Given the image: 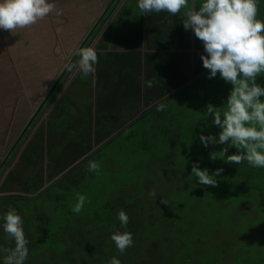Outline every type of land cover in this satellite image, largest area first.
<instances>
[{"label": "trees", "instance_id": "16d2710c", "mask_svg": "<svg viewBox=\"0 0 264 264\" xmlns=\"http://www.w3.org/2000/svg\"><path fill=\"white\" fill-rule=\"evenodd\" d=\"M124 2H109L105 17L81 46L92 47L100 38L93 47L99 60L95 84L75 68L62 73L41 106V114L51 112L40 131L30 143L25 134L5 161L0 160V192L7 194L0 198V217L10 208L22 217L29 241L25 264H107L112 257L121 264H264L263 220L247 232L245 218L238 233L226 231L222 240L218 226H201L192 216L195 210L176 201L175 185L165 190L155 186L160 176L176 169L187 172L185 182L198 183L191 168L193 163L200 167L204 154L199 137L218 136L220 131L205 114L206 105L223 107L232 86L218 80L219 74L209 79L207 73L173 93L207 70L200 58L205 54L202 42L183 27L185 10L175 16L145 15L137 0ZM115 12L116 18L101 32ZM257 18L264 21V0H259ZM78 59L75 56L70 65ZM153 79L155 85L146 88L145 81ZM257 83L264 86V74ZM58 91L61 97L55 101ZM160 103L166 105L164 111L156 110ZM21 151V164L10 171L11 160ZM229 154H237V149L230 147ZM89 161L99 163L98 173L87 171ZM211 167L223 169L215 177L220 186L200 187L241 198L238 204H205L224 228L229 223L226 216H246L252 210L247 203L252 197L264 199V168L222 159ZM218 168L208 169L212 174ZM77 193L86 197L79 214L72 211ZM121 210L129 217L126 227L117 218ZM3 223L0 219V248H13L15 242L3 231ZM116 231L132 233L133 246L123 254L110 239Z\"/></svg>", "mask_w": 264, "mask_h": 264}, {"label": "clouds", "instance_id": "9594fccd", "mask_svg": "<svg viewBox=\"0 0 264 264\" xmlns=\"http://www.w3.org/2000/svg\"><path fill=\"white\" fill-rule=\"evenodd\" d=\"M259 0H137L141 14L167 12L175 16L184 9L183 27L191 30L202 42L204 53L201 55L203 67L208 70V78L219 74L231 90L223 107L206 105L205 114L212 116L211 123L220 131L217 136L200 135L204 147L227 145L217 152H211L209 158H217L229 164L247 162L254 168H264V86L257 83L264 74V21L257 19ZM60 14L54 3L48 0H0V29L14 33L18 28L30 27L45 19L50 13ZM79 57L68 70L77 69L82 78L92 77L95 84V65L99 63L93 47L75 50ZM156 81H145L146 88H152ZM166 105H156L157 111H164ZM230 147L237 149V154L227 155ZM97 161H89L87 171L98 173ZM223 172L222 168L209 174L207 168L201 169L193 163L191 174L203 186H218L215 177ZM152 195H155L153 192ZM86 197L77 193V202L72 211L79 214L84 207ZM122 227H126L129 217L125 211L117 215ZM3 231L15 242L13 248H0L3 264H25L28 258L29 241L23 230V219L14 208L3 214ZM110 239L117 250L123 254L133 246L130 232L116 231ZM107 264H121L117 257H112Z\"/></svg>", "mask_w": 264, "mask_h": 264}, {"label": "rangeland", "instance_id": "374dc122", "mask_svg": "<svg viewBox=\"0 0 264 264\" xmlns=\"http://www.w3.org/2000/svg\"><path fill=\"white\" fill-rule=\"evenodd\" d=\"M110 1L48 0L49 3L56 5L60 12L59 15L54 11L38 23L23 29L18 28L14 33L0 29V160L2 158L4 160L13 152L16 144L24 138L25 134L29 135L26 140L29 139L28 143H30L35 133L40 131V127L51 112L49 110L46 113L47 110H45L41 114V109H38L42 96L53 86L56 79L68 70V64L70 65L75 58V50L81 48L84 36L103 9L105 10L103 17H105ZM128 1L125 0L123 5ZM115 15L116 12L108 17L101 27V32ZM97 37L99 38L100 35ZM98 40H95L92 47L98 44ZM76 58L79 57L76 56ZM67 75L66 81L70 79V74ZM218 80L223 82L221 78ZM67 86L68 84L65 83L64 88ZM60 97L61 93L58 91L55 101H58ZM36 124L38 125L35 128ZM209 147L215 148L209 149ZM202 148L204 154L199 160L200 168L202 170L218 168L211 167V164L221 159L217 158L213 161L209 158V154L221 150L223 145L210 143L207 148L204 146ZM23 152L21 151L13 157L10 163L11 167L21 164ZM12 170L14 169H10V171ZM208 171L210 174L209 169ZM186 174L187 172L183 169H176L172 173L160 176L157 181L159 185L155 186H160L165 190L169 185H175L177 188L176 195H174L176 201L183 202L190 211L195 210L192 216L194 219H200L201 226L207 227L212 224L218 226L222 240L226 231L231 234L238 233V230L245 226L243 223L245 218L249 222L246 227L247 232L255 229L254 226L258 220L264 221V199L252 197L253 201L247 202L250 203L252 210L246 216L237 214L233 217L228 216L229 220L226 216V221H229L228 226L221 228L220 221L211 217V214L208 213L209 208L205 204L209 201L219 200L238 204L241 203V198L234 196L233 193L225 194L224 192L218 196L210 192L208 187H200V184L194 180H192L194 184L191 185V183L185 182V180L189 181L186 179ZM218 186L220 185L218 184ZM16 194L22 196L21 193ZM3 197H7V194L0 192V198ZM243 199L245 200V198ZM199 203L204 205L200 207ZM211 219L214 223L209 222ZM261 233V241L264 244V230ZM243 244L253 250V246L246 240L243 241ZM255 248L257 247L255 246Z\"/></svg>", "mask_w": 264, "mask_h": 264}, {"label": "water", "instance_id": "95a60500", "mask_svg": "<svg viewBox=\"0 0 264 264\" xmlns=\"http://www.w3.org/2000/svg\"><path fill=\"white\" fill-rule=\"evenodd\" d=\"M123 5L120 7V9L118 10V12L122 9ZM118 12L116 13V15L114 16L113 20L116 18ZM105 14V10L103 9L100 16L94 21V23L91 25V27L89 28L88 32L86 33V35L84 36L83 38V41L84 39H87V37L89 36V33L90 31L93 29L94 26H96L99 21L102 19V17L104 16ZM111 23V22H110ZM109 23V25H110ZM108 28V26L106 27V29ZM105 29V31H106ZM105 31L103 32L102 35H104ZM102 37V36H101ZM100 39V38H99ZM99 41V40H98ZM97 41V42H98ZM95 48V46H94ZM208 73V70H205L203 73L200 74V76L196 77V78H193L190 82H188L187 84H185L184 86L180 87L179 89H177L176 91H174L173 93H176L180 90H183L187 87H189L197 78H200L202 76H204L205 74ZM147 110V108H144L141 113L139 115H141L142 113H144L145 111ZM132 122V121H131ZM131 122L127 123L126 125H124L119 131H117L116 133H114L108 140H110L112 137H115L116 135H118L123 129H125ZM107 140V141H108ZM88 157H85L84 159H82L81 161H79L77 164H75L73 167H71L69 170H67V172L63 173L58 179H61L63 176H65L67 173L71 172L73 169H75L78 165H80L82 162L86 161ZM48 185H45L44 186V189L47 187Z\"/></svg>", "mask_w": 264, "mask_h": 264}, {"label": "flooded vegetation", "instance_id": "af4514ba", "mask_svg": "<svg viewBox=\"0 0 264 264\" xmlns=\"http://www.w3.org/2000/svg\"><path fill=\"white\" fill-rule=\"evenodd\" d=\"M108 6H110V5H108ZM108 9H106V11H107ZM102 21V19L99 21V23ZM110 23V22H109ZM98 25V24H97ZM97 25L96 26H94L93 27V29L90 31V33H89V36H90V34L95 30V29H97ZM89 36L87 37V39L89 38ZM84 40H86V39H84ZM84 44V41H82V43H81V45H80V47L82 46ZM72 63V62H71ZM68 66H69V64H68ZM51 89H52V87L48 90V92L44 95V97H43V100H46L47 99V96H48V93L51 91ZM29 141V140H28Z\"/></svg>", "mask_w": 264, "mask_h": 264}, {"label": "crops", "instance_id": "0c3cea01", "mask_svg": "<svg viewBox=\"0 0 264 264\" xmlns=\"http://www.w3.org/2000/svg\"><path fill=\"white\" fill-rule=\"evenodd\" d=\"M257 19L260 20L261 18H257ZM110 22L112 23V22H113V19H112ZM111 23H110V24H111ZM109 26H110V25H109ZM109 26H108V28H109ZM108 28H107V29H108ZM107 29H106V31H107ZM106 31H105V32H106ZM192 52H193V51H192ZM0 76H1V75H0ZM41 96H42V95H41ZM43 97H44V96H42V100H40V103H39L38 109H41V106H42V105L44 104V102H45V100H43ZM39 99H40V97H39ZM28 142H29V141H28ZM2 159H3V158H2ZM5 159H6V158H5ZM5 159H4V160H5ZM14 168H15V166H13L11 169H14Z\"/></svg>", "mask_w": 264, "mask_h": 264}]
</instances>
